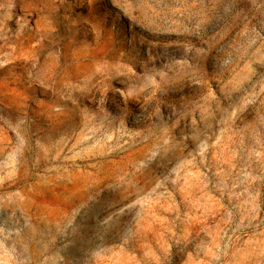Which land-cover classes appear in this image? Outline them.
Returning <instances> with one entry per match:
<instances>
[{"label":"rangeland","instance_id":"1","mask_svg":"<svg viewBox=\"0 0 264 264\" xmlns=\"http://www.w3.org/2000/svg\"><path fill=\"white\" fill-rule=\"evenodd\" d=\"M0 264H264V0H0Z\"/></svg>","mask_w":264,"mask_h":264}]
</instances>
